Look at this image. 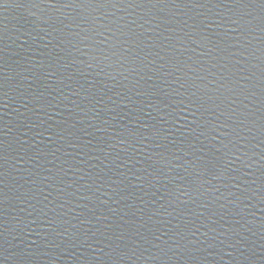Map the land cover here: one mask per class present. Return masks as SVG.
<instances>
[{"label": "water", "instance_id": "water-1", "mask_svg": "<svg viewBox=\"0 0 264 264\" xmlns=\"http://www.w3.org/2000/svg\"><path fill=\"white\" fill-rule=\"evenodd\" d=\"M0 264H264V0H0Z\"/></svg>", "mask_w": 264, "mask_h": 264}]
</instances>
